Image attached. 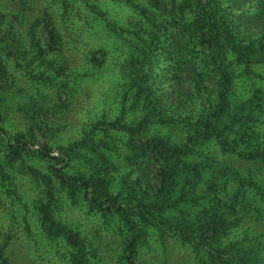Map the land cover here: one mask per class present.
Instances as JSON below:
<instances>
[{
    "label": "rangeland",
    "instance_id": "obj_1",
    "mask_svg": "<svg viewBox=\"0 0 264 264\" xmlns=\"http://www.w3.org/2000/svg\"><path fill=\"white\" fill-rule=\"evenodd\" d=\"M182 2L0 0V264H78L82 255L83 264H264V161L246 155L264 149V53L251 61L264 16L237 42L250 49L222 51L264 0H217L227 17L215 14L214 27L204 9L180 13ZM184 25L206 74L194 95L189 75L174 77L187 69L171 51ZM142 75L149 99L136 95ZM229 84L225 121L231 136L238 128L240 154L194 131ZM153 138L180 147L193 170L166 196L139 173ZM137 211L154 221L133 227ZM52 224L81 245L48 238ZM133 236L137 257L127 262Z\"/></svg>",
    "mask_w": 264,
    "mask_h": 264
},
{
    "label": "trees",
    "instance_id": "obj_2",
    "mask_svg": "<svg viewBox=\"0 0 264 264\" xmlns=\"http://www.w3.org/2000/svg\"><path fill=\"white\" fill-rule=\"evenodd\" d=\"M177 1V0H175ZM259 5L261 4L260 0ZM200 0H195V1H190V0H183L182 6L179 7V12L182 13L183 9H189L191 11H196L199 9H204L201 12L202 17L208 21V26L209 27H214L215 26V14L219 16V20H225L226 21V15L220 11V7L217 6V0H210V3L215 4L214 6L217 8V10L213 9H207L201 7L199 5ZM237 5H241V0H235ZM190 11V12H191ZM178 9H175V12H173V17H177ZM264 16V6H260L259 10L257 13L250 15V17H245V20L240 21L241 24L237 25L236 28L232 27L233 30V36L235 37L234 40L229 44V46H223L222 51L223 54L227 55L228 53L233 52L237 53L238 51H241V49H250V43L248 42L245 44V46H239L237 44L238 40H242V37L245 35L242 31H246V29L250 30V27H253L254 29H260L262 28V21H257L256 19H260ZM256 18V19H254ZM253 25V26H252ZM241 26L244 28L241 30ZM191 29V26L184 25V26H178L177 30L172 31L173 34L177 37L178 40L175 41L176 47L172 44L171 45V51L174 56H176L177 59H182V65L187 68L186 72H182L181 70L176 69L175 71V78H180V74H186L189 75L190 79L193 81V83L190 84L189 87V92L194 95L196 91L200 90L202 87L201 84L204 83L206 80V74L204 73H198V68H199V62L198 57L196 55V49L193 44H190V39L188 36V31ZM235 30V33H234ZM52 35V33L50 32ZM190 35V34H189ZM54 42V40H53ZM256 51L255 56L251 57V61H255L258 56H262L264 53V44L261 45V43H258V46L254 47L253 49ZM145 59V57L143 58ZM240 62V61H238ZM142 62L140 64H135L136 70H139L144 64ZM241 63V62H240ZM138 78L141 80V84L136 86V95L137 98L140 99H149L148 97L152 96L151 94V89L149 86L145 84L146 81V76H138ZM180 85H177L176 87H179ZM230 84L229 87L223 85L222 87L216 88L215 90V99L216 102L215 104L212 105V108L210 107L208 110H206L198 120V122L195 124V132L199 138V140H206V141H212L216 140L219 143L220 147H228L231 150L236 151L237 153H241V149H238V128L234 129L236 132L235 135H232L228 133L227 130L232 129V127L227 125L225 118L227 117L225 115V112L229 110V103H231V92H230ZM175 93L178 94L179 96V89L175 90ZM231 110V109H230ZM234 121V120H233ZM226 124V125H225ZM151 145H145L142 148V151L140 153V158L139 159V173L140 177L142 180V183H145V189H150L152 191V187L150 188L149 184L151 183L150 181H153L155 183L154 189H156V193H161V190L164 191L163 196H166V191L169 188V185H171V182L173 181L174 177L177 176H185L187 174L193 172V170L189 168L186 169L184 165L186 164V161L183 159V157L186 154L181 153L180 147H169L167 144L157 138H153L150 140ZM251 160H261L264 161V149L259 150H251L246 154ZM145 160H152L151 162H147ZM149 163H152L151 165L153 168L149 167ZM153 171V174H152ZM151 173V180L148 179V174ZM149 173V174H150ZM150 177V176H149ZM188 179L194 178L195 174L193 175H188ZM195 183V182H192ZM144 189V191H146ZM150 196V195H149ZM150 201L155 200L151 197L149 199ZM157 206V204L153 205ZM137 221L130 222L133 227H139L140 225H149V222L151 223L154 221V218L151 215H142L140 211H137L134 213ZM44 223V222H43ZM52 230H47L46 234L49 237L56 238L60 236L61 240L64 241V243L70 247L75 249V246L79 245L80 242L77 239L76 235L73 234L71 231H63L62 229H59L58 226L53 225L51 226ZM138 239L136 237H129L127 239V244L125 247V250H123V258L127 262H135L137 253H136V248L135 245H137ZM77 244V245H76ZM81 245V244H80ZM233 249H229L227 252L235 254ZM85 256L79 257L78 264H83ZM3 264H10L8 260L3 259L2 260ZM239 264H245L242 258L238 260Z\"/></svg>",
    "mask_w": 264,
    "mask_h": 264
}]
</instances>
